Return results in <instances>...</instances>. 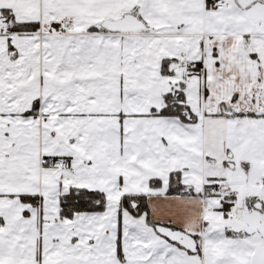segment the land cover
<instances>
[{"label": "snow or ice", "instance_id": "snow-or-ice-1", "mask_svg": "<svg viewBox=\"0 0 264 264\" xmlns=\"http://www.w3.org/2000/svg\"><path fill=\"white\" fill-rule=\"evenodd\" d=\"M0 264H264V0H0Z\"/></svg>", "mask_w": 264, "mask_h": 264}]
</instances>
